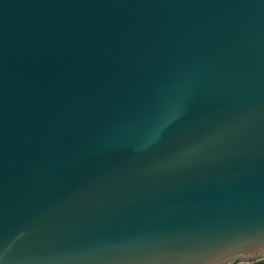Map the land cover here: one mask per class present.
I'll return each mask as SVG.
<instances>
[{
    "label": "water",
    "instance_id": "95a60500",
    "mask_svg": "<svg viewBox=\"0 0 264 264\" xmlns=\"http://www.w3.org/2000/svg\"><path fill=\"white\" fill-rule=\"evenodd\" d=\"M261 231L264 0H0V264H210Z\"/></svg>",
    "mask_w": 264,
    "mask_h": 264
},
{
    "label": "snow or ice",
    "instance_id": "6c2138e0",
    "mask_svg": "<svg viewBox=\"0 0 264 264\" xmlns=\"http://www.w3.org/2000/svg\"><path fill=\"white\" fill-rule=\"evenodd\" d=\"M259 241L264 245V231L259 234L248 233L235 239L234 241L226 244L223 248L219 249V254L222 258L211 261L210 264H224L226 258H230L239 251H245L251 243Z\"/></svg>",
    "mask_w": 264,
    "mask_h": 264
},
{
    "label": "trees",
    "instance_id": "16d2710c",
    "mask_svg": "<svg viewBox=\"0 0 264 264\" xmlns=\"http://www.w3.org/2000/svg\"><path fill=\"white\" fill-rule=\"evenodd\" d=\"M250 264H264V260L263 261H258V262H253V263H250Z\"/></svg>",
    "mask_w": 264,
    "mask_h": 264
}]
</instances>
